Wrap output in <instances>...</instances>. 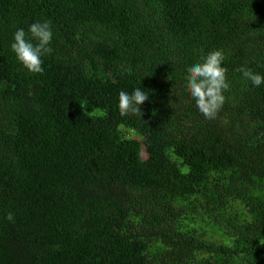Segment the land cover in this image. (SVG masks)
<instances>
[{
	"label": "trees",
	"instance_id": "obj_1",
	"mask_svg": "<svg viewBox=\"0 0 264 264\" xmlns=\"http://www.w3.org/2000/svg\"><path fill=\"white\" fill-rule=\"evenodd\" d=\"M0 264H264V0H0Z\"/></svg>",
	"mask_w": 264,
	"mask_h": 264
}]
</instances>
